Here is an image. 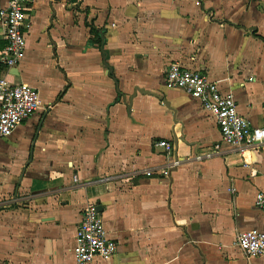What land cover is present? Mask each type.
Returning a JSON list of instances; mask_svg holds the SVG:
<instances>
[{"label":"crops","instance_id":"obj_1","mask_svg":"<svg viewBox=\"0 0 264 264\" xmlns=\"http://www.w3.org/2000/svg\"><path fill=\"white\" fill-rule=\"evenodd\" d=\"M28 14L18 75L1 77L43 106L0 143V264H76L88 203L118 245L95 264H264L236 245L264 231V144L196 160L219 126L166 84L172 64L200 69L264 127V0H32Z\"/></svg>","mask_w":264,"mask_h":264},{"label":"built area","instance_id":"obj_2","mask_svg":"<svg viewBox=\"0 0 264 264\" xmlns=\"http://www.w3.org/2000/svg\"><path fill=\"white\" fill-rule=\"evenodd\" d=\"M31 3L32 0H7L4 6H0V26L7 41L6 47L0 51V64L7 67L8 74L19 67L26 53ZM166 84L169 88L182 89L199 100L219 126L221 143L198 153L196 160H205L218 154L222 144L237 149L264 144V127L253 126L239 113L235 96L222 91L218 83L200 69L185 67L180 63L172 64L166 75ZM42 106L38 89L25 82H13L7 76L0 77V139L12 135L19 125L30 119ZM157 146L164 147L167 152L173 149L166 141H158ZM179 163V160H175L172 166ZM146 174L151 175L152 172L147 171ZM255 202L264 211V189L259 191ZM236 245L248 257L260 256L264 254V231H244L239 234ZM117 250L118 245L108 236L96 203H88L78 224L72 249L74 261L76 264H95L99 260L110 259Z\"/></svg>","mask_w":264,"mask_h":264},{"label":"trees","instance_id":"obj_3","mask_svg":"<svg viewBox=\"0 0 264 264\" xmlns=\"http://www.w3.org/2000/svg\"><path fill=\"white\" fill-rule=\"evenodd\" d=\"M90 27V33L92 35V38L90 39V44H99L100 46L103 44L104 39L103 36L100 34V30L97 29L94 25H89ZM7 70V67L5 65L0 64V77L2 74Z\"/></svg>","mask_w":264,"mask_h":264},{"label":"rangeland","instance_id":"obj_4","mask_svg":"<svg viewBox=\"0 0 264 264\" xmlns=\"http://www.w3.org/2000/svg\"><path fill=\"white\" fill-rule=\"evenodd\" d=\"M37 113V112H36ZM33 117V116H32ZM42 117V116H41ZM40 117V118H41ZM35 130H36V128H35ZM32 133H34V131H32ZM2 141H5V139L4 140H0V143L2 142ZM16 152H18V153H20V154H24L25 155V158H27L28 157V159H29V157H30V150L28 149V146L27 147H19V146H17V148H16ZM27 159V160H28ZM1 166H3V167H7L6 165H4V164H2ZM1 175H3L2 173H0Z\"/></svg>","mask_w":264,"mask_h":264},{"label":"water","instance_id":"obj_5","mask_svg":"<svg viewBox=\"0 0 264 264\" xmlns=\"http://www.w3.org/2000/svg\"><path fill=\"white\" fill-rule=\"evenodd\" d=\"M11 74H13V75H18V69H12V70H11ZM100 208H101V207H97L98 211H100Z\"/></svg>","mask_w":264,"mask_h":264}]
</instances>
